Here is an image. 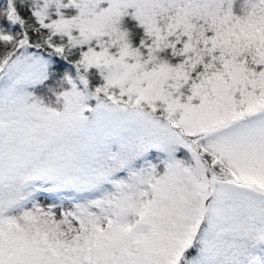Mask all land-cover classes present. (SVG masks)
Instances as JSON below:
<instances>
[{
    "label": "snow or ice",
    "instance_id": "6c2138e0",
    "mask_svg": "<svg viewBox=\"0 0 264 264\" xmlns=\"http://www.w3.org/2000/svg\"><path fill=\"white\" fill-rule=\"evenodd\" d=\"M0 264H264V0H0Z\"/></svg>",
    "mask_w": 264,
    "mask_h": 264
}]
</instances>
